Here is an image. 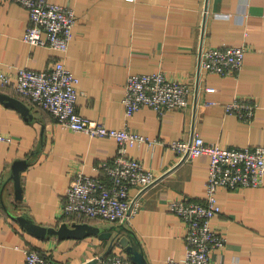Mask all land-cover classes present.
I'll return each mask as SVG.
<instances>
[{"label":"crops","instance_id":"obj_1","mask_svg":"<svg viewBox=\"0 0 264 264\" xmlns=\"http://www.w3.org/2000/svg\"><path fill=\"white\" fill-rule=\"evenodd\" d=\"M49 1L75 14L68 50L23 42L27 10L0 0V74L14 76L18 68L47 71L61 60L78 79V113L142 135L145 141L128 155L155 180L141 192L129 190L138 208L125 222L65 217V194L74 177L83 173L107 182L101 166L113 160L118 145L62 128L50 113L0 86L28 110L0 101V135L9 138L0 142V264H23L25 247L56 264H89L108 250L109 240L98 236L39 240L15 220L21 214L45 227L123 225L136 236L147 264L182 261L186 227L169 204L184 197L204 200L209 157L182 160L168 144L200 136L227 149L264 147V0ZM230 46L247 49L237 74L221 77L201 67L207 49ZM158 71L189 86L188 105L162 116L148 107L126 116L122 100L128 76ZM234 102L253 106L252 116L247 110L241 118L227 111ZM17 160L29 162L20 173V200L10 180ZM217 202L221 211L210 223L225 245L213 251L211 264H264V178L257 187L219 188ZM111 254L128 257L119 245Z\"/></svg>","mask_w":264,"mask_h":264},{"label":"built area","instance_id":"obj_2","mask_svg":"<svg viewBox=\"0 0 264 264\" xmlns=\"http://www.w3.org/2000/svg\"><path fill=\"white\" fill-rule=\"evenodd\" d=\"M27 10L28 26L22 41L34 47H47L65 53L72 39L76 18L70 7L49 0H13ZM247 49L244 46L207 49L201 67L221 77L237 74L242 68ZM78 79L61 60L47 71L18 68L14 76L0 74V86L13 89L32 104L52 115L57 124L90 138L116 141L118 149L109 163L101 166L107 182L78 173L66 190L63 215L81 220L99 218L106 222H125L138 208L129 198V190H145L155 180L154 175L128 155V149L143 143L145 138L128 128H108L104 124L81 116L77 109ZM211 91V89H208ZM191 89L187 84L171 80L161 72L128 76L122 103L126 116L143 107L162 116L171 110H182L189 103ZM226 110L240 118L243 111L252 116L253 106L241 102L226 105ZM9 138L0 135V142ZM169 148L185 160L201 155L209 157L206 193L203 201L187 197L170 202L169 209L181 218L186 227L185 257L170 259L168 264H211L214 250L222 249L225 238L211 227V220L220 213L217 190L257 187L264 178V147L227 149L206 143L200 136L191 142L173 141ZM23 264H56L39 250L23 248ZM94 264H132L123 254L96 256Z\"/></svg>","mask_w":264,"mask_h":264},{"label":"water","instance_id":"obj_3","mask_svg":"<svg viewBox=\"0 0 264 264\" xmlns=\"http://www.w3.org/2000/svg\"><path fill=\"white\" fill-rule=\"evenodd\" d=\"M0 101L9 102V104L14 105L23 112L28 111L23 102L1 91ZM28 163V160H17L12 165L10 180L13 181L16 198L18 200L21 198L19 194L21 191L20 173L27 168ZM15 220L25 231L39 240L53 236L58 239H82L89 236H98L100 239L109 240L108 250L101 256L102 258L108 256L107 254L111 252L112 248L119 245L128 254V258L133 264H147L136 236L123 225L94 226L86 223H62L57 228L45 227L34 223L25 214L16 216ZM94 263L95 261L92 260L89 264Z\"/></svg>","mask_w":264,"mask_h":264}]
</instances>
